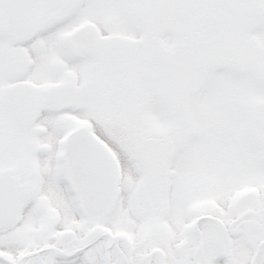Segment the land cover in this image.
<instances>
[{
  "label": "snow or ice",
  "instance_id": "obj_1",
  "mask_svg": "<svg viewBox=\"0 0 264 264\" xmlns=\"http://www.w3.org/2000/svg\"><path fill=\"white\" fill-rule=\"evenodd\" d=\"M0 264H264V0H0Z\"/></svg>",
  "mask_w": 264,
  "mask_h": 264
}]
</instances>
